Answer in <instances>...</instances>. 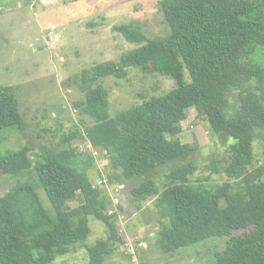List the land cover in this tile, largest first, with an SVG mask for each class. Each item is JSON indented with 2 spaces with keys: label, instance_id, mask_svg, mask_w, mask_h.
Returning a JSON list of instances; mask_svg holds the SVG:
<instances>
[{
  "label": "trees",
  "instance_id": "obj_1",
  "mask_svg": "<svg viewBox=\"0 0 264 264\" xmlns=\"http://www.w3.org/2000/svg\"><path fill=\"white\" fill-rule=\"evenodd\" d=\"M158 7L165 34L148 37L137 20L112 27L138 46L95 64L81 83L85 99L75 105L90 124L63 130L36 154L32 137L8 152L0 137V173L19 177L0 195V264H51L79 245L89 264H106L126 242L118 213L110 212L117 199L90 177L92 169L105 175L93 151L108 161L106 185L129 182L133 197L156 196L163 251L217 237L214 264H264V165L255 166L254 147L264 137V0H159ZM150 61L176 87L111 114L102 79L124 78ZM189 109L207 117L219 139L206 167L226 173L222 182L195 177L199 144L179 136ZM11 127L24 129L25 121L13 87L5 85L0 131ZM75 138L90 149L81 151ZM92 218L107 227L95 243L88 242Z\"/></svg>",
  "mask_w": 264,
  "mask_h": 264
},
{
  "label": "rangeland",
  "instance_id": "obj_2",
  "mask_svg": "<svg viewBox=\"0 0 264 264\" xmlns=\"http://www.w3.org/2000/svg\"><path fill=\"white\" fill-rule=\"evenodd\" d=\"M159 0H3L0 4V87H13L24 114L25 128L11 127L0 131L3 152L20 148L29 137L36 144L35 154L42 144L58 142L64 131L92 122L80 113L76 102L85 99L82 82L93 75V66L108 59H118L123 51L138 46L129 42L112 27L137 20L148 37L167 32L158 7ZM153 62L130 68L124 78L106 76L102 79L109 90V112L116 114L144 100L162 95L176 87L170 77L152 70ZM85 69V70H84ZM186 78L190 80L186 72ZM84 119V124L82 123ZM179 136L186 142H197L194 156L198 163L195 177H209L215 182L227 179L224 172L207 168L210 157L218 147V137L211 130L207 117H197L189 109L182 122ZM62 127V128H61ZM61 128V129H60ZM41 133L42 137H37ZM31 139V138H30ZM233 139H231L232 141ZM81 151L90 143L75 138ZM255 166L264 165V137L254 144ZM220 149V148H219ZM98 168L105 173L99 177L92 169L94 183L106 187L114 202L110 208L118 213V231L126 242L106 259V264H214L219 242L211 237L193 246L165 252L159 245L162 218L155 204L156 196L137 199L130 193V183L105 184L108 161L95 153ZM103 173V174H104ZM19 177L0 173V195L10 190ZM164 178L158 179L163 190ZM78 200L69 203L76 206ZM122 204L123 208L119 207ZM92 233L88 242L95 243L107 236V227L90 219ZM224 242L226 237L221 238ZM51 264H89L86 248L58 256Z\"/></svg>",
  "mask_w": 264,
  "mask_h": 264
},
{
  "label": "clouds",
  "instance_id": "obj_3",
  "mask_svg": "<svg viewBox=\"0 0 264 264\" xmlns=\"http://www.w3.org/2000/svg\"><path fill=\"white\" fill-rule=\"evenodd\" d=\"M91 146V145H90ZM97 153V151H95Z\"/></svg>",
  "mask_w": 264,
  "mask_h": 264
}]
</instances>
